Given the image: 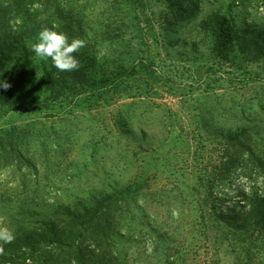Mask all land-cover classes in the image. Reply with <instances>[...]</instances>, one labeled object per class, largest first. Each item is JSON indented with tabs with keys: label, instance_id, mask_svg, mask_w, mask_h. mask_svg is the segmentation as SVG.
<instances>
[{
	"label": "rangeland",
	"instance_id": "374dc122",
	"mask_svg": "<svg viewBox=\"0 0 264 264\" xmlns=\"http://www.w3.org/2000/svg\"><path fill=\"white\" fill-rule=\"evenodd\" d=\"M117 4L133 46L118 43V51L135 63L120 85L0 108V131L26 130L18 140L37 169L0 149V225L14 233L26 200L91 205L132 183L140 192L130 209L111 213L114 264H264V238L247 216L256 193L264 197V175L256 171L264 161V56L235 45L220 57L201 26L220 13L240 35L260 30L264 0H198L184 19L167 15L169 0ZM107 7L92 6L90 19ZM237 132L253 157L232 147L229 135ZM214 204L249 228L217 218Z\"/></svg>",
	"mask_w": 264,
	"mask_h": 264
},
{
	"label": "trees",
	"instance_id": "16d2710c",
	"mask_svg": "<svg viewBox=\"0 0 264 264\" xmlns=\"http://www.w3.org/2000/svg\"><path fill=\"white\" fill-rule=\"evenodd\" d=\"M169 1L167 15L184 19L194 13L198 0ZM100 2L108 6L107 9L102 17L90 19V8ZM117 2L0 0V83L11 85L7 90L0 87V108L10 106L18 109L35 103L42 95L56 99L65 92L76 90L91 89L94 94H103L115 87L117 81L120 85L128 74H132L135 63L122 61L118 51V43L133 46L124 39L126 31L123 25L126 23L118 13L121 7ZM37 4L42 7L34 8ZM91 22L96 24L94 29ZM53 24L58 25L56 30L66 33L69 40L80 38L86 42V46L75 53L80 62L78 70L61 72L53 66L50 58L41 60L31 51L39 31L44 27L51 28ZM201 26L212 37V49L220 57L230 55L235 45L242 53L264 56V28L247 29L240 35L233 30L227 16L220 13L215 14V18L214 15L208 16ZM106 45L113 46L110 55L100 53ZM36 62L37 65L34 64ZM110 63L117 69L110 70ZM37 66L39 73L35 69ZM20 130L26 131L19 127L0 131V149L8 151L11 161L18 155L19 161L32 164L21 149L18 140ZM242 133H230L232 147L247 148L249 156L253 157L254 150L242 141ZM1 135L5 136V141L1 140ZM33 168L37 172L36 167ZM256 171L264 175L262 159ZM132 186L130 183L112 188L91 205L85 201L73 206L46 204L45 201L37 203L41 197L33 202L26 200L20 211L24 217L14 232L15 239L9 244L0 241L4 249L0 254V264H114L116 255L110 246L115 217L111 213L130 209V200L140 192ZM27 187V183H22L20 191L25 192ZM214 212L217 218L227 219V224L235 229L249 228L245 222H233L231 217L218 214L215 204ZM247 212V216L256 218L254 226L259 228L264 238V197L256 193ZM214 222L217 225L218 221Z\"/></svg>",
	"mask_w": 264,
	"mask_h": 264
},
{
	"label": "clouds",
	"instance_id": "9594fccd",
	"mask_svg": "<svg viewBox=\"0 0 264 264\" xmlns=\"http://www.w3.org/2000/svg\"><path fill=\"white\" fill-rule=\"evenodd\" d=\"M37 4L34 8H40ZM58 25L53 24L51 28L44 27L39 31L37 40L31 45V51L41 60L51 59L53 66L61 72H72L78 70L80 62L75 53L86 46V42L80 38L69 37L62 31H57ZM5 90L11 87L7 82L0 83ZM15 239L14 233L7 227L0 225V241L4 244L12 243ZM4 251L0 245V254Z\"/></svg>",
	"mask_w": 264,
	"mask_h": 264
}]
</instances>
